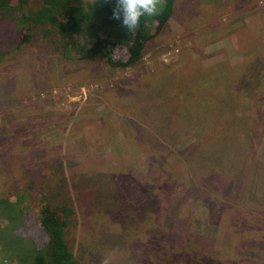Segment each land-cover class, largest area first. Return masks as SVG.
<instances>
[{"label": "rangeland", "instance_id": "rangeland-1", "mask_svg": "<svg viewBox=\"0 0 264 264\" xmlns=\"http://www.w3.org/2000/svg\"><path fill=\"white\" fill-rule=\"evenodd\" d=\"M40 3L28 0L25 9ZM174 5L161 32L145 45L141 61L122 69L110 67L101 56L68 57L55 36L45 37L40 30L31 31L29 40L19 45L22 20L0 9V112L13 113L14 127V131L0 129V264H15L11 231L24 240H44L38 199L49 205L68 203L74 209L65 236L79 264H240L246 259L243 264H258L264 256L251 254L238 262L226 259L236 249L235 219L228 227L213 230L221 212L231 218L242 216L240 197L249 190L248 184L236 197V140L215 150V168L205 167V172L211 171L210 181L202 183L209 199L205 189H190L193 182L182 162L168 161L171 169L161 168L162 158L157 156L161 146H149L159 137L144 113L148 105L139 108L144 95L160 91L161 75L172 76L185 65L177 60L179 55L184 59V47L194 50L193 64L212 65V69L225 61L235 70L234 81L244 72L258 78L260 65L243 61L237 38L241 34L245 38L246 30L255 45L264 46V0H176ZM79 38L82 44L91 36ZM230 90L236 101L235 83ZM238 100L242 101L239 95ZM253 127L251 150L246 153L250 156L243 161L253 165H248L246 174L250 179L261 173L264 181V125L259 130L256 122ZM191 135L176 137L177 147L184 148ZM223 162L232 168L228 171ZM167 177L175 185L172 190L163 181ZM164 199L168 200L164 205L173 201L169 217L181 238L188 233L194 234L193 239L208 237L203 245L197 241L206 249L226 232L227 239L221 242L233 249L207 261L191 255L195 244L187 248V239L184 242L178 235L167 238V246L160 241L140 242L145 237L157 239L163 219L158 205ZM208 200L207 217L201 216L199 201ZM148 244L154 249L149 251Z\"/></svg>", "mask_w": 264, "mask_h": 264}, {"label": "trees", "instance_id": "trees-1", "mask_svg": "<svg viewBox=\"0 0 264 264\" xmlns=\"http://www.w3.org/2000/svg\"><path fill=\"white\" fill-rule=\"evenodd\" d=\"M175 1L164 0L163 11L156 16L142 17L135 31H129L120 20L113 18L116 0H41L35 9H25L28 0H0V9L8 14H15L22 20L24 26L18 41L19 45L29 40L31 31L40 30L45 37L55 36L68 57L87 60L101 56L110 67L122 69L133 67L141 61L145 45L161 32L171 18ZM244 32L245 38L242 34L238 35L237 43L240 46L243 61L247 60L252 64L260 65L261 75L257 73L258 78H255L253 73L245 75L244 72L241 73L238 81L236 79L234 81L231 73L235 70L225 61H219L221 65L212 69H210L212 65L203 66L200 62L193 64L190 58L192 54H195L194 50L184 47V59L181 60L179 55L177 60L184 61L185 65L179 67L172 76L161 75L162 80L158 82L161 86L160 91L157 95L147 94L146 96L145 92L142 93L146 98L139 106L142 109V105H148V110L144 113L147 118H151L153 122L151 124L155 128L154 133L158 134L159 140L150 143L149 146H161L158 148L160 151H157V156L161 157L163 162L160 167L170 170L168 161L169 163L173 160L182 162L190 174V183L193 182L190 185L192 191L199 188L207 191L202 183L207 184V180L210 181L208 176L211 171L205 172V167L209 170L215 168L213 160V157H216L213 154L215 150L228 148L232 146L234 139L236 140V197L241 192L240 188L244 189L248 184L249 190H244V194L240 197L243 207L242 216L239 217L236 214L235 218H231L230 214L221 212L217 219V226L213 229L219 230L218 228L222 225L224 229L230 223H234L235 219L237 231L239 229L236 234V249L232 254L225 256L226 259L235 262H238L240 257L242 260L244 257L250 258L251 254L264 255V226H260V222H264V181L259 178L261 173H256L257 177L250 179L246 174L249 172L248 165L251 164L243 161L250 156L246 153L251 150L254 124L258 123L259 130L260 125H264L262 119L264 118V72L262 73L264 46L255 45L257 43L251 35L246 30ZM79 36H91V39H85L81 44ZM202 55L201 53L199 57L201 58ZM223 71H227L226 75L219 76L218 74ZM231 81H234L238 89L236 101L231 96L230 87L232 88L234 84L230 83ZM132 92H129L128 96L132 95L135 98L136 95ZM237 94L242 101L238 100ZM142 128L143 131L147 130L145 126ZM186 133L192 134L193 139L180 149L174 140ZM152 158L154 159V156ZM250 159L255 160L254 157ZM222 166L228 171L232 168L227 162H223ZM163 181L166 186H170V190L175 188L174 184L171 186V178L167 177ZM213 182L217 181L213 180ZM28 188L30 190L33 187ZM34 191L31 189L32 193ZM208 197L209 199L211 197L209 192ZM165 201L168 200L164 199L158 205L159 215L162 214L163 217V219L160 218L162 227L155 235L158 240L145 237V239L140 238V242L146 244V242L160 241L167 246V238L178 235L179 232L174 228V219L169 217L173 201L164 205ZM209 202L210 200L206 203L199 201L202 203L199 211L201 216L207 217L205 208L209 206ZM1 204L2 202L0 206ZM38 205V224L44 232V240L41 243L32 237L24 240L21 235L14 233L15 230L11 231L9 240L15 243L11 251V256L16 260L15 264H79L65 236L66 227L74 215V209L68 203L49 205L43 199H38ZM164 210L166 211L163 214ZM222 233L219 242H209L206 249L201 248L197 241L202 242L203 245L209 240L208 237L196 235L197 237L193 239L194 234L188 233L182 236L183 239L181 235H178V239L181 238L184 242L187 239V248L191 242L195 244L189 250L191 255L196 254L204 257L199 259L211 261L208 258L219 254L224 255L227 250L233 249L228 242H221L222 239H227L226 232ZM220 243L223 245L220 246ZM215 244L219 246L215 247ZM151 247L154 249L153 245ZM151 247L148 244L149 251ZM252 247L257 249L256 252L259 250V253H255ZM257 260L258 264H264L262 262L264 256ZM246 261L249 260L246 259Z\"/></svg>", "mask_w": 264, "mask_h": 264}, {"label": "clouds", "instance_id": "clouds-1", "mask_svg": "<svg viewBox=\"0 0 264 264\" xmlns=\"http://www.w3.org/2000/svg\"><path fill=\"white\" fill-rule=\"evenodd\" d=\"M164 0H116L113 18L129 31H135L142 17L156 16L163 11Z\"/></svg>", "mask_w": 264, "mask_h": 264}, {"label": "crops", "instance_id": "crops-1", "mask_svg": "<svg viewBox=\"0 0 264 264\" xmlns=\"http://www.w3.org/2000/svg\"><path fill=\"white\" fill-rule=\"evenodd\" d=\"M12 114L13 113H11V111H9V110H7L6 112H4V111L0 112V117H1L0 118V129L8 130V131H10V130L14 131V127L10 124V121L13 118ZM25 129H26V127H25ZM26 131H27V129H26Z\"/></svg>", "mask_w": 264, "mask_h": 264}]
</instances>
